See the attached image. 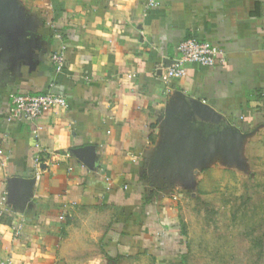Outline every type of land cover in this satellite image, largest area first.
Segmentation results:
<instances>
[{
    "label": "crops",
    "instance_id": "1",
    "mask_svg": "<svg viewBox=\"0 0 264 264\" xmlns=\"http://www.w3.org/2000/svg\"><path fill=\"white\" fill-rule=\"evenodd\" d=\"M15 1L24 28L0 34V260L179 264L183 190L209 162L180 174L162 150L167 114L185 94L246 133L264 120V0ZM184 38L218 45L226 62L167 78ZM46 92L66 106L9 118L13 95Z\"/></svg>",
    "mask_w": 264,
    "mask_h": 264
},
{
    "label": "rangeland",
    "instance_id": "2",
    "mask_svg": "<svg viewBox=\"0 0 264 264\" xmlns=\"http://www.w3.org/2000/svg\"><path fill=\"white\" fill-rule=\"evenodd\" d=\"M248 131L236 158L211 157L201 178L183 190L184 264H264V121ZM111 264L154 261L135 257Z\"/></svg>",
    "mask_w": 264,
    "mask_h": 264
},
{
    "label": "water",
    "instance_id": "3",
    "mask_svg": "<svg viewBox=\"0 0 264 264\" xmlns=\"http://www.w3.org/2000/svg\"><path fill=\"white\" fill-rule=\"evenodd\" d=\"M24 25L17 2L0 0V34H18ZM179 101V106L167 114L170 136L162 150L181 167L180 174L188 178L195 167L217 153L224 158H236L239 145L248 133L231 125L221 113L198 98L180 94ZM24 182L32 184L33 180Z\"/></svg>",
    "mask_w": 264,
    "mask_h": 264
},
{
    "label": "built area",
    "instance_id": "4",
    "mask_svg": "<svg viewBox=\"0 0 264 264\" xmlns=\"http://www.w3.org/2000/svg\"><path fill=\"white\" fill-rule=\"evenodd\" d=\"M160 0H146V10L158 5ZM177 57L174 61L165 68V75L167 78H180L186 74L187 65L196 64L202 67H212L216 64H223L226 62L224 50L218 45L209 41L197 40L195 38H184L177 44ZM49 61L56 70H61L65 57L63 54V47L52 52L49 55ZM65 107L66 100L60 94L41 93L36 95L30 94H15L11 97V104L8 109L9 118L17 121L33 122L46 113L53 107ZM41 129V126H36L34 131ZM34 161V178L38 180L42 173L40 168L41 157L35 155ZM3 164V158L0 150V165ZM0 264H12L9 258L0 260Z\"/></svg>",
    "mask_w": 264,
    "mask_h": 264
},
{
    "label": "trees",
    "instance_id": "5",
    "mask_svg": "<svg viewBox=\"0 0 264 264\" xmlns=\"http://www.w3.org/2000/svg\"><path fill=\"white\" fill-rule=\"evenodd\" d=\"M263 121H264V120H263ZM180 227H181L180 230H181L182 235L185 234V228H184V226L181 224ZM182 248H185V247H181V249H182ZM179 264H184V259H183L182 255H181V257H180V263H179Z\"/></svg>",
    "mask_w": 264,
    "mask_h": 264
}]
</instances>
